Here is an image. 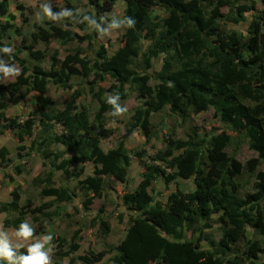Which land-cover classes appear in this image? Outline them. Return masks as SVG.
I'll return each mask as SVG.
<instances>
[{
    "label": "trees",
    "instance_id": "obj_1",
    "mask_svg": "<svg viewBox=\"0 0 264 264\" xmlns=\"http://www.w3.org/2000/svg\"><path fill=\"white\" fill-rule=\"evenodd\" d=\"M63 1L71 8L72 0ZM117 1L87 0L92 6V11L88 13L89 20L96 25L90 33L80 38H88L91 42L111 22H115L106 13L113 10ZM124 1V18L133 17L136 25L133 29H125L120 37L122 44L112 54H108L105 44H100L97 59L91 65L81 56V51L76 50L66 57L58 69L54 67L55 63L49 71L36 65L34 73L39 78L30 83L24 74L8 84L0 79V132L14 130L18 141L23 142L34 134L38 121L40 130L37 136L42 138V143L35 146V139L31 148H36L44 158H49L56 170L75 177L83 189L92 192L83 201L85 210L90 209L94 198L103 196L104 188L109 184L103 176L112 177L110 188L114 181L123 184L129 182L132 160L126 138L135 130H140L146 146L157 133L151 117L165 108L183 120L212 108L215 116L236 132L237 137L248 140L249 148L257 156L246 164L235 156H223L233 140V136L226 131L204 139L198 138L196 127L187 139L166 134L165 147L155 154L149 155L145 148L134 151V155L143 161L144 170L137 186L120 196L130 220L121 241L107 250L89 249L85 255L74 257L80 249L78 230L66 249H62V246L67 239L61 238L56 257H69L72 264L75 259L87 258L88 264L101 263L108 253L111 254L109 264H224L222 252L202 245L204 230L212 227L211 220L217 215L222 231L218 245L223 250V256L240 242L246 248L243 254L236 253L226 264H245L246 259L259 258L260 253L264 254V171L259 169L264 162V9L254 15L244 34L230 27L229 23L244 20L245 13L255 7V1L236 8L232 0ZM207 1L209 3H204ZM155 6L163 7L167 15L160 17L155 14ZM224 6L230 7L229 14L222 12ZM18 8L31 10L32 7L20 3ZM5 18L14 19L10 0H0V48L11 47L4 41L6 30L21 33V27L9 19L3 21ZM23 21H29L24 14ZM47 24L48 28L37 25V33L32 34L35 40L40 39L48 45L52 40L67 44L74 39L72 31L52 22ZM144 40H149L146 47ZM27 48L30 56L41 61L43 54L40 50L33 51L31 45ZM20 54V49L10 56L0 52V61L9 59L11 63L24 64ZM161 55V68L154 76L157 82L152 85L150 81L153 75L149 70L153 60ZM92 72L100 74L101 78L109 76L113 80L112 95L123 97L126 85H129L134 87L141 99V104L125 122L118 145L107 151L101 147V140L115 132L107 125L106 114L113 111L107 99L98 98V109L93 120H90L88 108L82 106L79 109L77 95L65 101L63 108H58L48 92L49 80H55L64 88H71L69 81L73 76ZM24 85L27 87L22 92ZM32 90L38 92L35 95V111L23 121L16 116L6 115L9 104H17ZM117 103L121 105L120 100ZM54 124H60L62 131H55ZM53 142L61 144L64 149L53 151L50 149ZM68 152L73 155L65 158ZM8 154L7 147H0V163L7 160ZM87 162L93 163V174L81 179ZM168 170L172 171V175ZM244 172L255 175L256 182L254 191L243 196L238 179ZM17 173H21L19 166ZM159 176L165 178L166 186L173 177L192 178L195 189L184 192L177 188L165 200H157L151 190ZM53 177L54 171L46 174L48 186L43 188V194L55 197L57 202L72 201L74 193L66 187L53 185ZM10 195L9 201H0V213L19 212L24 207L19 187H14ZM101 213L102 210L95 217L97 223H94L103 235H107L111 223ZM124 218V213L117 215L120 223ZM21 223L22 219L14 222L4 220L6 227L15 230ZM249 228L261 234L262 238L248 239ZM187 231L191 233L189 237ZM209 241L214 243L213 238ZM19 251L26 252V248ZM0 264L6 262L0 261Z\"/></svg>",
    "mask_w": 264,
    "mask_h": 264
},
{
    "label": "rangeland",
    "instance_id": "obj_2",
    "mask_svg": "<svg viewBox=\"0 0 264 264\" xmlns=\"http://www.w3.org/2000/svg\"><path fill=\"white\" fill-rule=\"evenodd\" d=\"M232 1H234V8L241 4H252V2L255 1V7L245 13L244 20L239 23H229L230 27L246 34L250 21L254 15L264 9V3L262 0ZM20 3L32 7L31 10L19 9L18 4ZM204 3H209V1ZM42 4H50L54 13L59 14L62 9H67L69 14L60 15L57 19L51 20L45 16L43 9L40 7ZM125 9L126 2L124 0H118L113 10L106 13V16L113 18L115 22H111L103 32L95 36L91 42H89L88 38H80L90 33L96 25L93 20H89L88 13L92 11V6L89 5L87 0H72L71 8L67 7L63 0H10V11L14 15V19L5 18L3 21L9 19L10 22L15 23L21 27V33L17 34L15 30H6L4 41L11 45L10 48H12L13 51L21 50L20 56L24 59V64L17 62L11 63L9 59H3L2 61L7 67H12V65L18 67L21 70L20 75L24 74V78H27L29 83L31 80L39 78L37 74L34 73V67L36 65L43 67L46 71L52 70L54 67L58 69L59 66L61 67V63L66 57L68 55H73L76 50L81 51V56L91 65L94 60L97 59L96 52L100 44L106 45L108 54L115 52L122 44L120 37L126 29L124 19ZM154 12L160 17L167 15V11L161 6H155ZM222 12L229 14L230 7L224 6ZM23 14L28 17V22L23 21ZM49 22L58 24L64 29L72 31L74 33V39L67 44H61L56 40H52L48 45L40 39L35 40L32 34L37 33V25L48 28L49 24L47 23ZM113 24H117L119 27L113 28ZM109 34H111L110 37ZM148 42L149 40H144V47L147 46ZM29 45L32 46L33 51L40 50L43 54L41 61L29 55V50L27 48ZM162 58L163 55L154 59L152 68L149 70V73L153 75L150 81L152 85L157 82L154 76L161 68ZM54 63L55 66L53 67L52 64ZM0 75L1 82L4 84L16 81L20 76L5 78L2 72H0ZM90 82L93 83L90 84ZM69 83L71 88H64L55 82V80H49V95L56 101L58 108H63L65 101L69 100L73 95H77V105L79 109H81L82 106H86L88 108L90 120H93L98 109V98L108 99V96L113 94L111 92L113 80L109 76L101 78L100 74H96V72H92L89 75H84L82 73L73 76ZM118 85L119 84H117V86ZM26 87L27 86L24 85L21 91L24 92ZM37 93L36 90H32L28 96L20 100L17 104H9L6 109V115L16 116L21 121L26 119L30 113L36 109L35 95ZM120 103L122 107L127 109L122 116H113L109 113L106 114L107 125L113 128L115 132L111 137L101 140V147L105 151L115 148L118 145L124 133L125 122L130 118L134 109L141 104V99L133 86L126 85L125 94L123 97H120ZM151 121L157 133L146 146L145 137L140 130H135L126 138V147L132 160L129 182L123 184L119 181H114L112 188H110L109 184L111 183L110 181H113L112 177L103 176L105 181L109 182V184L104 188L102 197L94 198L89 210H85L83 201L88 195H91L92 192L83 189L82 184L79 183L78 179L75 177H69L61 170H56L52 166V161L49 158H44L41 152L35 150L36 148H31L32 141L35 139V146L42 143V138L37 136L40 130L38 121H36L34 127V134L26 137L23 142L18 141L14 135V130L6 129L4 133L0 132V147L5 146L9 151L7 160L0 163V201H9L11 199V191L17 186L19 187L21 195V204L24 205L19 212L9 211L0 213V230L7 231L13 241L16 242V230L13 227H6L4 225V220L8 219L14 222L16 219H22V222L27 221L35 229V237L37 238L51 233L54 237L52 241L54 248L51 255V262L52 264H59L61 259L55 255L57 245L60 243L61 238H65L67 241L63 243L62 249H66L71 237L78 230L80 231V249L74 254V257L85 255L89 249L94 251L107 250L109 247L120 242L124 237L130 220L128 212L121 203L120 196L125 191L133 190L137 186L141 179V173L144 170L141 164L143 161L141 162L134 155V151L145 148L149 155H153L158 149L165 147L164 136L166 134L169 133L175 138L187 139L193 133L192 129L196 127L197 135L200 139L209 138L211 135L222 131H226L233 136L231 145L225 149L223 156H235V158L243 164H246L249 159L257 156V153L249 148L248 140L242 136L237 137L238 134L236 132L231 131L215 116L212 108H206L198 113H194L186 120L179 118L177 115L171 113L168 108H165L153 114ZM2 124H5V122H2ZM53 129L57 132L62 131L60 124H54ZM50 149L58 151L64 149V147L57 142H53ZM72 155V152H68L65 154V158ZM145 159L150 161L149 158ZM18 166L20 167L21 173H17ZM259 169L264 171V162ZM50 171H54L53 185L66 187L74 193L72 201L57 202L55 197L43 194V188L48 186L45 177ZM168 173L172 175V171L168 170ZM92 174L93 163L87 162L85 165V172L81 176V179ZM255 182V175L244 172L238 179L240 193L244 196L246 193L254 191ZM177 188L184 192H189L195 189V185L192 178L184 179L181 177H173L166 186L165 178L159 176L151 193L155 199L163 201L171 191ZM29 201L30 205L28 206ZM101 210V214L111 223V230L107 235H103L100 230H98V225L94 223L96 215L100 213ZM119 213L125 214V218L121 223L117 219ZM211 225V228L204 230L205 239L202 241V245L205 248L216 250L219 253L222 252L224 264H226L228 259H232L236 253L243 254L245 252V244L240 242L234 245L232 248L233 250L231 249L226 256H223V250L218 245V241L222 237V231L217 215L213 216ZM41 229H43V232L38 233L37 231ZM186 235L189 237L191 233L187 231ZM196 236L197 234L195 237ZM211 238L214 239V243L209 241ZM247 238L251 240H260L262 236L256 233L252 228H249ZM110 256L111 254L108 253L103 261L97 264H109L108 259ZM63 263L72 264L68 259H65ZM88 263V258L86 260L75 259L73 262V264ZM245 264H264V254L260 253L257 259H246Z\"/></svg>",
    "mask_w": 264,
    "mask_h": 264
},
{
    "label": "clouds",
    "instance_id": "obj_3",
    "mask_svg": "<svg viewBox=\"0 0 264 264\" xmlns=\"http://www.w3.org/2000/svg\"><path fill=\"white\" fill-rule=\"evenodd\" d=\"M40 7L46 17L55 20L60 15H68L67 9H62L61 12L54 13L50 4H42ZM127 29H133L136 25V20L133 17H125ZM113 28H118L119 25L113 24ZM111 34H109V37ZM12 48L4 46L0 48V52L6 55H11ZM0 72L3 77L19 76L21 70L12 65V67L5 66L3 61H0ZM120 100L118 94L109 95L107 103L112 106L113 116H122L127 109L122 107L117 101ZM54 237L51 233L41 237H35V229L27 222L24 221L20 224L15 232V241L10 237L7 231L0 230V261L6 264H52L51 255L53 253L54 245H52ZM31 241V242H30ZM21 248H26V252H20Z\"/></svg>",
    "mask_w": 264,
    "mask_h": 264
},
{
    "label": "crops",
    "instance_id": "obj_4",
    "mask_svg": "<svg viewBox=\"0 0 264 264\" xmlns=\"http://www.w3.org/2000/svg\"><path fill=\"white\" fill-rule=\"evenodd\" d=\"M132 163V162H131ZM132 165V164H131ZM131 165H130V167H131ZM130 167H129V174H130ZM139 183V182H138ZM65 259H68L69 261H70V259H69V257H63V258H61V262L59 263V264H64L63 262H64V260ZM71 263V262H70Z\"/></svg>",
    "mask_w": 264,
    "mask_h": 264
}]
</instances>
